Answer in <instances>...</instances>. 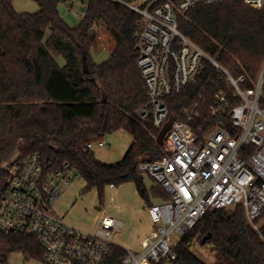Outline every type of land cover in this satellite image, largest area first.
<instances>
[{
    "label": "trees",
    "instance_id": "obj_1",
    "mask_svg": "<svg viewBox=\"0 0 264 264\" xmlns=\"http://www.w3.org/2000/svg\"><path fill=\"white\" fill-rule=\"evenodd\" d=\"M34 1L40 10L28 14L18 13L14 0H0V175L15 156L25 160L38 153L54 167L67 164L85 181L84 192L96 190L101 203L107 187L126 183L135 185L147 208L168 201L158 185L147 188L137 170L141 162L165 155L157 143L160 129L138 114L149 100L137 67L141 16L114 0H87L80 23L71 26L60 16L62 0ZM178 24L233 77L244 76L243 87L252 86L264 65V7L254 9L243 0L199 5L179 14ZM99 25L115 43L102 64L90 54L92 30ZM221 92H229L223 73L204 60L197 83L167 98L169 121L184 120L182 109L195 106L199 114L191 124L213 128L220 121L213 108ZM223 121H229L226 115ZM118 130L133 142L121 160L103 162L88 145ZM196 238L215 253V264H264V242L240 205L209 211L177 245L179 264H207L191 249ZM15 252L34 260L44 256L34 237L0 232V264H10ZM124 254L113 247L111 263L121 264Z\"/></svg>",
    "mask_w": 264,
    "mask_h": 264
},
{
    "label": "built area",
    "instance_id": "obj_2",
    "mask_svg": "<svg viewBox=\"0 0 264 264\" xmlns=\"http://www.w3.org/2000/svg\"><path fill=\"white\" fill-rule=\"evenodd\" d=\"M114 1L141 16L137 67L149 100L139 117L151 119L160 131L170 124L163 158L143 161L137 168L170 199L148 208L155 230L142 240L139 250L124 249L121 264H179L176 247L181 239L209 211L237 205L245 209L248 223L264 242V65L252 86L243 87L244 76L233 77L178 24L179 14L225 0H146L140 6ZM243 1L254 9L264 7V0ZM72 8L67 6L69 11ZM204 60L223 73L231 92L216 94L213 113L220 121L209 130L205 125L194 127L191 123L199 114L195 106L182 109L184 120L169 121L167 98L197 83ZM225 115L228 122L223 121ZM95 145L103 146L105 141L88 146L93 150ZM77 177L67 164L54 167L38 153L25 160L15 156L3 165L0 232L27 234L44 250L41 260L24 258V264H113L112 235L124 228L121 219L105 216L94 230L82 232L56 211L61 190ZM175 237L180 238L177 243Z\"/></svg>",
    "mask_w": 264,
    "mask_h": 264
},
{
    "label": "rangeland",
    "instance_id": "obj_3",
    "mask_svg": "<svg viewBox=\"0 0 264 264\" xmlns=\"http://www.w3.org/2000/svg\"><path fill=\"white\" fill-rule=\"evenodd\" d=\"M133 5L140 6L146 0H127ZM72 5V11L67 6ZM87 3L80 0H62L58 10L62 19L71 26L80 23L85 14ZM14 8L18 13L34 14L40 10L34 0H14ZM115 43L107 30L99 25L94 33V41L90 48L92 60L102 64L110 59ZM60 66L66 61L63 56L57 58ZM133 136L124 130H118L105 139V145H95L93 151L96 157L106 163H114L123 158L133 142ZM147 188L157 185V182L143 174ZM85 181L77 177L71 181L69 187L61 190V200L56 203L60 214L66 215L70 225L82 232H91L97 226L100 218L105 216L116 217L125 222L122 230H116L112 235V242L125 250H139L142 240L154 230L152 221L147 220L148 209L145 208L136 187L133 183H126L120 187H107L101 203L96 190L84 192ZM113 197V201H111ZM144 208V209H143ZM143 211L144 213H141ZM143 214H145L143 216ZM144 218V221L142 219ZM179 237L174 238L177 243ZM192 251L207 264H215L216 256L209 246L201 245L197 238L193 241ZM10 264H24L21 253L15 252L10 257Z\"/></svg>",
    "mask_w": 264,
    "mask_h": 264
},
{
    "label": "water",
    "instance_id": "obj_4",
    "mask_svg": "<svg viewBox=\"0 0 264 264\" xmlns=\"http://www.w3.org/2000/svg\"><path fill=\"white\" fill-rule=\"evenodd\" d=\"M94 33H95V31L92 30V34H94ZM84 70H85L86 72H89L88 69H87L86 61H84ZM169 129H170V124H167V125H166V126L160 131V133H159V135H158V137H157V143H158L159 145H163V144H164V141H165V139H166V134H167V132L169 131Z\"/></svg>",
    "mask_w": 264,
    "mask_h": 264
},
{
    "label": "crops",
    "instance_id": "obj_5",
    "mask_svg": "<svg viewBox=\"0 0 264 264\" xmlns=\"http://www.w3.org/2000/svg\"><path fill=\"white\" fill-rule=\"evenodd\" d=\"M137 190V189H136ZM60 200H61V198H60ZM59 200V201H60ZM114 199H113V197H111V201H113ZM58 201V202H59ZM144 203V202H143ZM144 206H145V204H144ZM145 208H146V206H145ZM144 209V208H143ZM146 209H148V208H146ZM56 211L58 212V210L56 209ZM148 211V210H147ZM59 213V212H58ZM141 213H144L143 211H141ZM60 214V213H59ZM60 215H62V216H64L65 217V219H66V215H64V214H60ZM145 214H143V216H144ZM145 217V216H144ZM147 220L149 221V223H150V221H151V218H150V215H149V211H148V213H147ZM67 221V220H66ZM123 221V220H122ZM142 221L143 222H145L144 221V218L142 219ZM68 222V221H67ZM124 222V221H123ZM69 223V222H68ZM124 224H125V222H124ZM74 227V226H73ZM124 249V248H123Z\"/></svg>",
    "mask_w": 264,
    "mask_h": 264
}]
</instances>
